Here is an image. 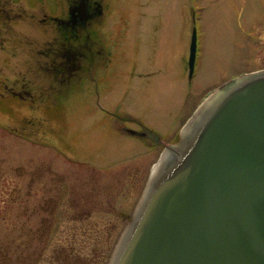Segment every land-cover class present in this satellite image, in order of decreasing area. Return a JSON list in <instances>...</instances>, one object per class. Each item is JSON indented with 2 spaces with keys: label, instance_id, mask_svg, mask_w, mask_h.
Masks as SVG:
<instances>
[{
  "label": "rangeland",
  "instance_id": "1",
  "mask_svg": "<svg viewBox=\"0 0 264 264\" xmlns=\"http://www.w3.org/2000/svg\"><path fill=\"white\" fill-rule=\"evenodd\" d=\"M104 2V63L78 83L81 70H46L70 64L61 32L39 21L50 6L0 0V98L16 78L47 96L23 103V125L0 109V264H110L161 154L211 96L264 71V0Z\"/></svg>",
  "mask_w": 264,
  "mask_h": 264
},
{
  "label": "water",
  "instance_id": "2",
  "mask_svg": "<svg viewBox=\"0 0 264 264\" xmlns=\"http://www.w3.org/2000/svg\"><path fill=\"white\" fill-rule=\"evenodd\" d=\"M197 46L194 28L190 75ZM218 94L172 148L114 264H264V71Z\"/></svg>",
  "mask_w": 264,
  "mask_h": 264
},
{
  "label": "flooded vegetation",
  "instance_id": "3",
  "mask_svg": "<svg viewBox=\"0 0 264 264\" xmlns=\"http://www.w3.org/2000/svg\"><path fill=\"white\" fill-rule=\"evenodd\" d=\"M104 1L105 0H27L28 3L40 2L50 6L51 9H47L46 13L39 19V21L53 23L52 25H54L55 28H58L63 39L66 40L64 48L65 51L68 52L67 62L70 64H64L66 63L64 61L63 63H53L48 67L46 66L47 72H52L55 79L58 78L59 75L63 76L66 72L73 74L76 73L77 70H81V72H83V77H81L82 80L77 81L80 83L83 81L86 70L93 71L102 68L101 65L103 66L104 60H102L103 62L101 61V64L95 63L98 62L99 57L103 56L102 50L99 48L100 45H102L101 47L104 49V42L102 40V34L99 31V24H101L100 21L104 19L106 14V5ZM7 11L8 10H5V13L3 12V22H6L13 17L9 15ZM74 41L78 45H75L76 49L73 48ZM51 51L55 52V54L58 53L64 55V53H60V49L58 51V49L52 45L47 47L46 52L50 53ZM80 57H82L83 60L85 59L88 62H91L90 64L92 65L87 64L85 66L82 62L79 66L76 63L79 62L78 59H80ZM64 80L62 79L61 81ZM71 80L72 77L70 75V79L64 81L62 86L66 83L72 84L73 82ZM3 84L4 85L1 89L2 96L0 98L3 103L0 105V109L6 115L19 117L24 112L23 103L25 101L31 100L29 104H32V102L34 103L35 101H42L44 103L47 101V96L35 95L34 91L29 89V82L26 80L16 78L13 80H5ZM55 93L61 92L52 91L50 95L53 96ZM53 97L56 99L55 96ZM22 118H20V120L23 121V125L24 120ZM30 122L32 121L30 120ZM15 127L16 131L21 130L20 126L16 125Z\"/></svg>",
  "mask_w": 264,
  "mask_h": 264
},
{
  "label": "bare ground",
  "instance_id": "4",
  "mask_svg": "<svg viewBox=\"0 0 264 264\" xmlns=\"http://www.w3.org/2000/svg\"><path fill=\"white\" fill-rule=\"evenodd\" d=\"M218 95L219 94H215V95L211 96L208 99V101L205 103V105L196 113V115H194V117L185 126V128L183 129V135H182L184 139H188L192 135L193 130L195 129L196 125H198L202 121L205 113L213 105V103H214V101H215V99L217 98ZM172 154H173V151L170 148L166 149L164 151L162 157H161V160L157 164H155L153 166L148 185H147V187L145 189L144 198H143V200L141 202L142 203L141 206L143 205L144 201H146V199H147V197H148V195H149V193H150V191H151V189L153 187L155 178L157 177L158 173L162 169V165H164L165 161H168L172 157ZM141 206H140L139 210H141ZM129 229H130V227L127 228L125 230V232L123 233V235H122V237L120 239V242H119V244H118V246L116 248V251H115L116 253L113 255V258H112L110 264H114L115 263V259L117 258L118 254H119V252L121 250L123 242H124L128 232H129Z\"/></svg>",
  "mask_w": 264,
  "mask_h": 264
}]
</instances>
